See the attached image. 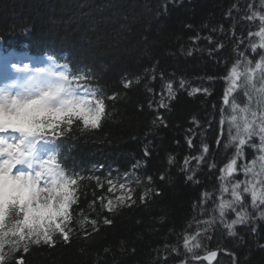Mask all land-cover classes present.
I'll return each mask as SVG.
<instances>
[{
  "label": "trees",
  "instance_id": "1",
  "mask_svg": "<svg viewBox=\"0 0 264 264\" xmlns=\"http://www.w3.org/2000/svg\"><path fill=\"white\" fill-rule=\"evenodd\" d=\"M262 16L264 0H0L1 49L21 42L33 54L63 53L75 76L105 101L98 129L81 132L75 121L56 142L66 174L83 176L74 186L69 242L57 233L54 246L31 245L5 264L21 257L25 264H205L184 247L185 236L197 232L199 258L216 251L214 264H264V205L254 209L245 194L251 218L234 226L235 235L213 211L220 203V169L236 153L225 148L227 123L221 127L224 77L243 59L238 53L253 66L264 55V48L250 45L259 37L249 36L260 30ZM113 94L117 98L109 100ZM233 95L247 103L242 89ZM258 140L243 147L231 183L241 181L246 164L260 162ZM203 144L209 146L204 161L192 159L186 167L185 158L200 155ZM205 192L211 197L201 203ZM224 197L231 199L230 191ZM235 218L228 210L225 223Z\"/></svg>",
  "mask_w": 264,
  "mask_h": 264
},
{
  "label": "snow or ice",
  "instance_id": "2",
  "mask_svg": "<svg viewBox=\"0 0 264 264\" xmlns=\"http://www.w3.org/2000/svg\"><path fill=\"white\" fill-rule=\"evenodd\" d=\"M251 19V17H247ZM260 30L256 33H249V36L259 37V44L250 41L253 51L257 47L264 48V16L261 18ZM223 45H220L222 47ZM243 59H238L228 70V74L224 79L227 82V87L224 92L223 101L227 107L221 108V127L227 123L228 142L225 148L235 147V156L220 169L222 181L220 203L216 211L219 212L221 223L225 224L229 235H235L234 226L237 224L246 223L251 217L246 212L244 206L245 194H250L252 199V207L259 210V205H264V180H260V176H264V155H260L258 160L259 171L255 170L256 160L249 165L244 166L245 175L252 173L256 177L255 182L250 180L237 181L231 183L228 179L237 171V158L243 155V147L254 137H259V151L264 153V55L255 62L248 59L245 53H238ZM49 59H52L49 57ZM66 67V66H65ZM18 71H26L17 69ZM59 93L64 99L61 102V111L57 121L50 127H46L42 132L33 135L31 142L26 144L22 149V155L27 157L26 160L14 162L12 158L0 154V166L5 163L10 165L8 176L14 180L17 177H26L27 183L20 187L5 191L0 184V264H5L7 259H16L13 255L15 252L22 250L27 253L31 245L54 246L56 241L54 237L58 233L65 243L70 240V234L73 232L72 219L73 213L76 211L72 206L77 203L75 198V188L78 185V179H83V176L73 171L72 175H66V169L61 167L56 162L59 145L55 141L59 137L65 136L66 133L72 131V125L75 121H80L83 127L81 132L85 130L98 129L100 122L105 116V101L103 95H97L99 89L91 91L90 95H82L74 92L68 84V77L63 72L58 75ZM212 79V78H209ZM132 82L126 81L123 84L124 88H128ZM184 82L181 81V86ZM169 95H172V83H167ZM238 89H242L247 97V103L241 105L237 102L233 95ZM151 91V89H149ZM201 89H193L200 91ZM208 93V89H202ZM191 94V93H190ZM109 100H115L117 94L107 97ZM151 106V105H150ZM161 107L165 106L163 104ZM158 119H160L158 117ZM161 122H163L161 120ZM79 127V126H78ZM7 132H0L6 134ZM0 135V138H3ZM12 144L18 142V139H13ZM189 147H193L192 141L189 140ZM220 143V138L217 139ZM49 145L47 157L40 155L41 149L37 145ZM253 148L257 146L251 145ZM209 151L207 144L202 145V153L195 157H186L185 166H189L190 160H196L199 165L205 159V155ZM145 155H149L145 151ZM210 169L215 167V164L209 165ZM195 171L188 176L189 180H193ZM91 178V177H90ZM99 180V177H95ZM164 177L162 176L161 179ZM151 180V177H149ZM112 183L111 180L108 181ZM229 184L230 189H229ZM102 186V185H101ZM123 188L124 185L121 184ZM109 192L112 191L110 187ZM151 189L145 192V196ZM231 199L224 197L225 193H229ZM158 194V193H157ZM145 196H141V202ZM211 197V194L205 192L202 194L201 203ZM130 199V197H129ZM135 201H133L134 203ZM94 203V202H93ZM123 203V199H121ZM111 204V201H109ZM107 207V206H106ZM111 210V209H109ZM228 210L236 213V218L230 223H225V217ZM260 215L264 218V210L260 211ZM106 224H110L111 220L105 219ZM93 230H97V221H91ZM211 223V221L206 222ZM90 235V233H85ZM196 235L185 236L184 247L188 253L199 259L194 252L195 248L202 247ZM194 242V243H193ZM7 245V248H6ZM217 256L216 251H211L203 257L204 260L211 264L212 259ZM16 264H25L23 258L16 260Z\"/></svg>",
  "mask_w": 264,
  "mask_h": 264
},
{
  "label": "clouds",
  "instance_id": "3",
  "mask_svg": "<svg viewBox=\"0 0 264 264\" xmlns=\"http://www.w3.org/2000/svg\"><path fill=\"white\" fill-rule=\"evenodd\" d=\"M50 55L44 58L49 61ZM57 76L44 69H37L29 77H19L7 83H0V132L15 133L18 142L12 144L6 137L0 138V154L14 162L26 160L21 149L34 134L54 124L61 111L64 99L59 93ZM10 165L0 166V184L5 191L27 183L26 177L12 180L8 176Z\"/></svg>",
  "mask_w": 264,
  "mask_h": 264
},
{
  "label": "bare ground",
  "instance_id": "4",
  "mask_svg": "<svg viewBox=\"0 0 264 264\" xmlns=\"http://www.w3.org/2000/svg\"><path fill=\"white\" fill-rule=\"evenodd\" d=\"M18 44H19L18 47L14 46V45H8V46H6L5 49H3V51H4V53H7V54H16L14 57H12L13 58L12 60L15 62L16 65H18L21 68H24V66L26 64L24 62L22 50H26V49H28V47L27 48L22 47L21 42H19ZM1 51H2V49H1ZM231 64L233 65V63H231ZM65 76L68 77L67 82L71 86V88L74 90V92L81 91V90H88L91 92L94 89H98L94 85L93 86L90 85L89 82L85 79L77 80L73 75H70V74L65 75ZM98 93H97V95H98Z\"/></svg>",
  "mask_w": 264,
  "mask_h": 264
},
{
  "label": "rangeland",
  "instance_id": "5",
  "mask_svg": "<svg viewBox=\"0 0 264 264\" xmlns=\"http://www.w3.org/2000/svg\"><path fill=\"white\" fill-rule=\"evenodd\" d=\"M264 155V154H263ZM251 164V163H250ZM249 164V165H250ZM259 164H260V162L258 163H256V168H255V170L258 172L259 171ZM241 173H242V176H241V181H245L246 179L247 180H250V181H253V182H255V180H256V177H254L253 175H252V173H249L247 176L245 175V171H243V170H241ZM234 174V173H233ZM259 179H262V180H264V176H260L259 177Z\"/></svg>",
  "mask_w": 264,
  "mask_h": 264
},
{
  "label": "water",
  "instance_id": "6",
  "mask_svg": "<svg viewBox=\"0 0 264 264\" xmlns=\"http://www.w3.org/2000/svg\"><path fill=\"white\" fill-rule=\"evenodd\" d=\"M215 258H216V257H215ZM215 258H213V259H212V262H211V264L213 263V261L215 260ZM199 260H202V261H205L206 263H208V261H207V260H204V259H203V257H202V258H200Z\"/></svg>",
  "mask_w": 264,
  "mask_h": 264
}]
</instances>
